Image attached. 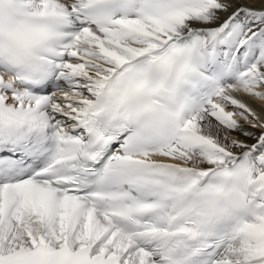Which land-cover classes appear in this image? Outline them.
<instances>
[{
	"label": "snow or ice",
	"instance_id": "snow-or-ice-1",
	"mask_svg": "<svg viewBox=\"0 0 264 264\" xmlns=\"http://www.w3.org/2000/svg\"><path fill=\"white\" fill-rule=\"evenodd\" d=\"M0 264H264V0H0Z\"/></svg>",
	"mask_w": 264,
	"mask_h": 264
}]
</instances>
